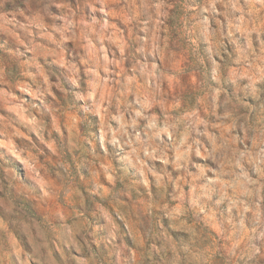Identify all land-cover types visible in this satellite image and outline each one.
I'll return each mask as SVG.
<instances>
[{"label": "clouds", "instance_id": "obj_1", "mask_svg": "<svg viewBox=\"0 0 264 264\" xmlns=\"http://www.w3.org/2000/svg\"><path fill=\"white\" fill-rule=\"evenodd\" d=\"M0 264H264V0H0Z\"/></svg>", "mask_w": 264, "mask_h": 264}]
</instances>
